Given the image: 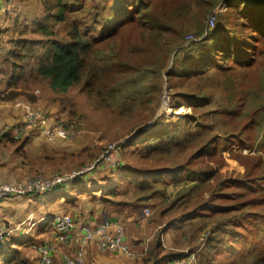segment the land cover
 Wrapping results in <instances>:
<instances>
[{
  "label": "rangeland",
  "instance_id": "rangeland-1",
  "mask_svg": "<svg viewBox=\"0 0 264 264\" xmlns=\"http://www.w3.org/2000/svg\"><path fill=\"white\" fill-rule=\"evenodd\" d=\"M78 1H81V4L75 3L73 0H66L72 8L81 9L84 15H86L83 18L82 25L87 27L92 24L98 25V28L94 30H97V35H100V28L107 22V18L105 15L97 17L99 13L94 14V12L101 8L102 0ZM145 1L157 11L160 17L147 15L144 18H147L148 22H144L145 19H141L136 15L133 3L127 2L126 4L130 5L128 13L134 16L135 21L124 24L119 23L117 25V33L114 38L118 51V60L116 61L124 62L127 65L126 68L129 73L134 72L133 69L137 66L144 67L145 61L149 60L148 63L150 65L156 62L159 57L158 47L155 45L148 49L145 46L146 37L143 35V32H145L146 25L156 24L160 27L164 20L168 25H172L174 29L171 32L170 30L163 31L159 29L164 32L163 41L177 42L169 54L168 69L163 72L162 80H150V77L140 78L139 76L135 78L127 77L125 79V86L131 91L129 94L125 93L124 96L122 92L119 93L117 91L116 94H113L110 90H108L110 98L104 94H91L87 90H83V82L73 86L67 93L56 95V101L59 104L60 102L62 103L61 99L66 97L70 99L72 104L79 106V111L74 110L72 114L61 110L63 115L59 119L64 120V122L75 123L79 130L78 135L81 136L78 142H81L84 138L92 147V151L95 152L89 153L88 161L83 163L84 165L81 163L77 165L78 167L73 168V170L88 168L100 158L105 145L112 142L124 144L142 128L158 125L165 130L169 126L173 128L178 122L183 123V126L189 130L192 129L193 125L204 126L202 114L199 110L207 109L209 106L205 103L199 104L198 101L208 102V100H199L195 96L197 93L205 92L209 95L207 99L212 98V100L216 101L221 99L220 89H218L214 80H205L200 77L195 78V80H186L182 76L174 77L167 74L170 72L172 65L174 66L173 71L182 68L183 60L181 58L184 59L188 53H196L197 49L194 46V41L198 37L200 28L209 25V17L215 16L212 13H216L217 16H215L216 22L214 24L211 23V26L228 25L229 28L230 25L237 31L235 7L225 0ZM12 3H17L21 9L16 16L13 28L8 32L7 41L11 43V39H14L15 44L21 38L27 40L24 49L21 48L23 50L22 64L25 66V69H23V75L19 77V73L12 66L8 65L4 54L7 53L11 45L10 47H6L5 43H3L2 48H0V111L4 110V116L0 118V128L5 126L1 130L20 123L8 122L11 118L8 116L10 109L22 108L20 105L22 101L35 106L33 104L35 101L31 100L36 98V95L33 94L34 87L38 85L46 87V85L39 82V80L44 79L37 75L36 70L38 60L42 57L49 38L39 35L35 31V26L39 16L46 14L45 9L47 6H45L42 0H7L1 6L4 9L3 13H5V16H0V21L6 17V11L9 10ZM248 7L246 6L245 9ZM88 10H90L92 15H90ZM248 12L249 14L256 12L257 16L261 18L264 16V8L254 10V6H251ZM25 26H30V32L26 33L24 31L23 33ZM56 27H59V24ZM112 27H106L104 30ZM262 29L264 30V27ZM185 37L187 38L188 46L180 49V45L183 43ZM101 40L100 42L104 44L112 43V41L107 39ZM253 44L251 48L252 53H250L247 61H249V64H254L255 69L250 72L245 82L248 87L255 88L258 94L247 98L239 113V116L242 117L236 118V125L239 127L245 125L246 131L240 137L238 135H235L233 138L222 136L218 148H216V145H218L216 144L208 149V154L213 152V158H207L209 159L208 162L197 160V158L206 154L191 157V155L195 154L191 151L194 145L187 144L184 149L182 147L177 148L180 152L184 151L185 153H178L173 156L169 165L173 166L178 162H188L184 167H187L190 174L195 176V179L169 183L166 185V196L162 197L160 196L161 193H157L152 201L153 203H148L153 210H156L157 222L161 224L160 228L157 227L156 233H161L163 243L169 248L188 249L190 252H196L193 250L200 248L205 243L206 237L212 233L213 227L219 228L220 226V228H225L224 230L228 236L222 237V239H226L227 242H234L237 236L239 239L236 243L237 249L228 253L225 245L219 243L221 253L216 255L215 258H211V264H252L251 259L245 261V257L252 252L255 255L261 252L260 249L264 245V119L261 118L262 114L259 113V108L264 106V32L260 33L256 44L255 42ZM176 62H178V67L176 66ZM116 63L117 65L120 64ZM153 66L154 68L151 70H156L158 65ZM107 73L109 72L105 74ZM154 76L157 79L159 78L158 74ZM15 80H27V83L21 82L20 85H16ZM41 87L37 88L38 93L42 91L43 88ZM20 89L24 92L23 96L19 93L21 92ZM226 92H228V89ZM130 96L135 98V101L131 99L130 103L128 101ZM209 102L212 103V101ZM37 108L45 112L48 111L45 108ZM180 115L184 116L179 119ZM37 126L39 125L27 128L16 139L27 137ZM152 129L156 130L155 127ZM202 129H199V131ZM148 131L152 132L151 129H148ZM4 137L9 139V134ZM133 142H136V140ZM194 147L197 148V146ZM72 160L75 161L76 158H72ZM124 160H130L139 166L147 165L142 153L140 157L134 154L133 149L128 150L125 147L119 151L113 161L105 165L101 170L96 169L86 172L83 169L81 172L83 174L73 178L70 182L81 177H107L111 174L112 168L120 164V162H124ZM154 164L162 163L155 162ZM61 165L64 166V164ZM207 170H212V172L208 173ZM69 171L63 172L57 170L53 171V173H69ZM45 174L52 173L38 171L15 182ZM206 177L210 178L203 182L201 179ZM249 180L253 181V185L247 184ZM89 181H92V179ZM169 190L172 192L171 195L168 194ZM221 192L227 194L222 195ZM178 196L181 198L180 201H185L183 205H180L178 211L172 214V216L160 217L159 212L162 209V206L159 205L160 199H164L166 202ZM214 204L221 205L220 209L214 210L212 208ZM225 206H231L228 212L227 210L224 211ZM182 214H187L192 219L190 221H186L185 219L175 221L172 219L175 215ZM146 215L149 216L152 213L150 212L149 215ZM201 215H204V217H199ZM245 240L251 248L248 245L240 247ZM170 243L171 245H168ZM33 248L35 249V246ZM33 248L32 246L23 247L20 250L22 257L23 254H26L25 256H28L30 259L33 253L35 255V250H32ZM204 252L205 249L202 250L200 264H206V259L203 256ZM239 252L241 254L236 255ZM242 254L245 255L244 259H241Z\"/></svg>",
  "mask_w": 264,
  "mask_h": 264
},
{
  "label": "trees",
  "instance_id": "trees-1",
  "mask_svg": "<svg viewBox=\"0 0 264 264\" xmlns=\"http://www.w3.org/2000/svg\"><path fill=\"white\" fill-rule=\"evenodd\" d=\"M42 1L47 6L45 9L46 14L39 16L35 31L39 35L48 37L49 41L45 45L42 57L38 60L36 73L44 79L39 80V82L46 85L53 92L67 93L73 86L83 82V90H87L91 94H104L110 98L108 90L113 94H116L117 91L122 92L123 96L125 93H130L131 90L125 86L127 77H150V80L163 79V72L168 69L169 54L177 44L175 41H163V31L170 30L171 32L174 29L172 25H168L164 20L160 27L156 24L146 25L145 32H143L146 37L145 46L148 49L155 45L158 47L159 57L156 62L150 65L149 60L145 61L144 67L137 66L133 69L134 72L129 73L124 62L116 61L118 60V51L114 38L117 33V25L135 21L134 16L128 13L130 5L126 3H133L136 15L141 19H145L144 22H148L147 18H144L147 15L160 17L147 1L102 0L101 8L94 12V14L99 13L97 17L105 15L107 18V22L100 28V35H97V30H94L98 28V25L92 24L88 27L82 25L83 18L86 15L81 9L72 8L66 0ZM73 1L81 4V1ZM225 1L235 7L238 30L235 31L230 25L229 28L228 25L199 27L198 37L194 41V46L197 49L196 53H188L184 59L181 58L183 60L182 68L173 71L174 66L172 65L170 72L167 74L174 77L182 76L186 80H195L198 77L205 80H214L218 89H220L221 99L217 101L212 100V98L207 99L209 95L205 92L197 93L195 96L199 100H208V102L198 101L199 104L205 103L209 106L207 109L199 110L202 114L204 126L193 125L192 129L189 130L183 126V123L178 122L173 128L169 126L165 130L158 125L142 128L123 144L122 150L125 147L128 150L133 149L134 154L140 157L142 153L147 165L139 166L130 160L120 162L112 168L110 175L103 178L102 176L99 177V179H104V182L94 189L96 197L103 198L105 201L122 199L125 203H144L152 202L157 193H161L160 196H166V185L169 183L195 179V176L190 174L187 167H184L188 162H178L173 166L169 165L173 156L178 153H185L184 151L180 152L177 148L182 147L184 149L187 144L197 146V148L192 147L191 151L195 154L191 157L206 154L197 158V160L208 162L209 159L213 158V152L208 154V149L216 144H218L216 145V148H218L222 136L233 138L238 135L240 137L246 131L245 125L242 127L236 125V118L242 117L239 116V113L247 98L258 94L255 88L248 87L245 82L250 72L255 69L254 64H249L247 59L252 53L253 43L256 44L260 33L264 32L262 29L264 27V16L261 18L257 16L256 12L249 14L248 10L251 9V6H254V10L264 8V0ZM246 6L249 7L245 9ZM88 11L92 15L90 10ZM144 11L145 13H143ZM212 14L217 16L216 13ZM58 24L59 27H56ZM111 26L113 27L104 30V28ZM24 31L26 33L30 32V26H25L23 33ZM185 38L180 45V49L188 46ZM101 39H107L112 43L104 44L100 42ZM26 43L27 40H23V38L17 40L11 51L14 61L13 69L19 73V77L23 75V69H25L22 64L23 50L21 48L24 49ZM116 62L120 64L117 65ZM153 65H158L156 70H151L154 68ZM176 66L178 67V62H176ZM106 72L109 73L105 74ZM156 74L159 75L158 79L154 76ZM21 82L27 83V80H15L16 85H20ZM227 89L228 92H226ZM20 91V95L24 93L22 89ZM191 98L195 99L194 97ZM131 99L135 101V98L130 96L128 100L130 103ZM61 100V109L64 112L72 114L74 110L79 111V106L72 104L70 99L64 97ZM209 101H212V103ZM259 113L262 114L261 118L264 119V106L259 108ZM183 116L180 115L179 119ZM233 126L235 127L233 128ZM153 127L156 130L152 129ZM201 128L203 129L199 131ZM148 129H151L152 132ZM135 140L136 142H133ZM253 142L255 141L253 140ZM155 162L162 164H154ZM207 171L208 173L212 172V170ZM209 178L206 177L201 180L205 182ZM245 178L247 179V177ZM247 184L253 185V181L249 180ZM221 194L225 195L227 193L221 192ZM180 199L178 196L173 200H167L159 212L160 217H169L178 211L180 205L185 202L180 201ZM231 206H225L224 211L227 210L228 212ZM219 207L221 205L218 204L212 206L214 210L220 209ZM199 217H204V215ZM172 219L175 221L182 219L190 221L192 217L182 214L175 215ZM224 229L220 226L219 228L213 227L212 233L206 237L205 243L200 248L193 250L196 251L199 264L201 263L203 249H205L203 256L206 259V264H211V258H215L216 255L221 253L219 243L225 245L228 253L237 249L236 243L239 239L237 236L234 242H227L226 239H222V237L228 236ZM150 240L146 252L142 255L143 264H172L183 253V249L167 247L163 243L160 232L153 235ZM243 245L250 247L246 240L240 247ZM260 251L256 255L252 252L247 257L242 254L241 259L245 257V261L251 259L252 264H264V245ZM237 254L239 255L241 252ZM204 257L202 258L204 259ZM0 264H29V262L22 257L20 250L6 249L0 245Z\"/></svg>",
  "mask_w": 264,
  "mask_h": 264
},
{
  "label": "crops",
  "instance_id": "crops-1",
  "mask_svg": "<svg viewBox=\"0 0 264 264\" xmlns=\"http://www.w3.org/2000/svg\"><path fill=\"white\" fill-rule=\"evenodd\" d=\"M5 1L7 0H0V16H5L4 9L1 7ZM20 9L17 3H12L6 11V17L0 21V48L3 43L6 47L11 45L4 56L12 68L14 61L11 51L15 40L11 39L10 43L7 41V35L13 28ZM38 87L41 86L34 87L33 94L36 98L31 100L35 101L33 102L35 106L48 110L51 117L49 123L52 124L63 115L60 104L56 101V95L59 93L53 92L46 86L41 87L43 89L38 97ZM23 95L24 93L21 94ZM20 109H10L9 123H21L25 120L24 110L21 107ZM3 116L4 110L0 111V118ZM80 137V135L75 137L57 135L51 140L40 125L25 138L9 137L7 139L0 134V185L24 179L34 172L53 173L57 170L64 172L73 170L81 163H86L89 153L95 152L83 137V140L78 142ZM72 158L76 160L73 161ZM90 179L92 181H89ZM102 182L104 179H99V177H81L70 183L59 184L52 190H43L24 196H11L1 200L0 232H4L6 236L0 245L6 249L22 250L23 247L32 246L33 248L36 242L50 241L54 245V264H65L63 256L74 254L80 249H83L86 257L95 264H142V255L145 253L150 238L161 227V224L157 222L155 209H151L152 215L145 214L146 208L151 207L148 203L153 202L125 203L120 199L105 201L103 198L96 197L94 191ZM74 190L77 191L73 192ZM169 192L168 194L171 195V190ZM164 204V199H160L159 205ZM63 213L74 216L77 225H96L106 220L125 224L127 243L135 255L103 250L98 243V238L86 240L79 227L61 231L46 220V218ZM32 250H35V255L33 253L29 259L25 256L26 254H23V258L29 264H40L38 251L34 248Z\"/></svg>",
  "mask_w": 264,
  "mask_h": 264
},
{
  "label": "built area",
  "instance_id": "built-area-1",
  "mask_svg": "<svg viewBox=\"0 0 264 264\" xmlns=\"http://www.w3.org/2000/svg\"><path fill=\"white\" fill-rule=\"evenodd\" d=\"M216 16V15H215ZM214 15L209 17V25L214 24L216 17ZM187 39V38H186ZM197 39V38H196ZM24 110L25 120L15 126L4 128L0 131L2 136L18 138L27 128L41 125L45 133L50 139H54L57 135H65L75 137L79 130L75 123L64 122V120L57 119L52 124L49 123L50 115L48 112L40 110L32 104L22 101L20 102ZM123 144L112 142L104 147V151L100 158L92 163L88 168L73 170L69 173L54 172L52 174L37 175L28 178L24 181L5 183L0 185V201L11 196H24L31 193L52 190L57 185L63 184L72 180L73 178L83 174V169L87 171L104 168L105 165L113 161L114 157L121 151ZM151 208L145 210V214H150ZM48 222L56 226L61 231H66L74 227H79L83 231L86 240L98 238V243L103 250L121 251L127 255L134 256L135 253L127 243L126 226L119 222L102 221L96 225H77L76 219L69 213L58 214L46 218ZM4 232H0V244L5 239ZM35 249L40 255V264H54V245L50 241H41L34 243ZM65 264H95L90 261L83 249L78 250L74 254H65L63 256ZM172 264H199L196 258V252L184 250L182 255Z\"/></svg>",
  "mask_w": 264,
  "mask_h": 264
},
{
  "label": "bare ground",
  "instance_id": "bare-ground-1",
  "mask_svg": "<svg viewBox=\"0 0 264 264\" xmlns=\"http://www.w3.org/2000/svg\"><path fill=\"white\" fill-rule=\"evenodd\" d=\"M252 81V80H251ZM255 81V80H254ZM250 82V81H249ZM82 185V184H81Z\"/></svg>",
  "mask_w": 264,
  "mask_h": 264
}]
</instances>
